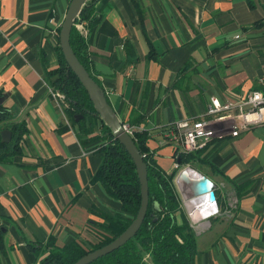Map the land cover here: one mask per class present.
<instances>
[{
    "label": "crops",
    "instance_id": "crops-1",
    "mask_svg": "<svg viewBox=\"0 0 264 264\" xmlns=\"http://www.w3.org/2000/svg\"><path fill=\"white\" fill-rule=\"evenodd\" d=\"M136 1L140 17L130 0H98L87 49L115 115L132 131L148 133L146 145L169 173L176 145L165 141L164 129L203 118L211 96L234 100L260 88L264 0ZM68 2L0 0V106L26 127L19 154L0 163V264H37L47 250L36 258L27 243L43 246L49 238L57 247L71 240L91 247L104 234L97 213L119 210L90 181L100 154L79 144L46 90ZM189 165L216 199V212L207 215L204 198L183 187L189 217L203 227L193 264H264V124L236 136L226 129Z\"/></svg>",
    "mask_w": 264,
    "mask_h": 264
},
{
    "label": "trees",
    "instance_id": "trees-1",
    "mask_svg": "<svg viewBox=\"0 0 264 264\" xmlns=\"http://www.w3.org/2000/svg\"><path fill=\"white\" fill-rule=\"evenodd\" d=\"M98 0H85L70 27L69 46L91 79L99 82L91 68L86 35L80 34L74 27L75 22H83L88 33L99 17L94 13ZM138 17L141 13L136 0H130ZM59 27L57 29L58 34ZM56 66L45 71V82L64 97L62 112L67 124L81 146L91 145L100 154V163L90 181L98 182L104 192L118 201L119 210L111 215L97 213L101 218L97 226L104 234L99 235L96 243L89 249L76 241L57 247L53 239L45 245L27 243L35 257L46 248V253L37 264H72L88 251L101 247L116 237L133 219L140 203V191L135 166L124 147L113 137L109 127L100 120L91 102L74 73L67 66L60 48L54 47ZM100 86V85H99ZM74 115H81L76 121ZM60 126L58 132L65 130ZM10 131V140L0 142V163H8L20 152L19 142L26 132L23 120H11L10 113L0 106V130ZM136 149L146 168L147 205L142 222L125 243L102 255L88 264H193L196 251L195 235L188 225L180 206L173 184L175 171L190 163L194 152L183 153L174 149L172 159L176 167L166 173L155 161L154 153L146 145L148 133L132 131L130 134ZM216 200V199H215ZM2 232L0 231V250Z\"/></svg>",
    "mask_w": 264,
    "mask_h": 264
},
{
    "label": "water",
    "instance_id": "water-1",
    "mask_svg": "<svg viewBox=\"0 0 264 264\" xmlns=\"http://www.w3.org/2000/svg\"><path fill=\"white\" fill-rule=\"evenodd\" d=\"M84 1L85 0H69L57 34L58 46L67 66L74 73L81 86L85 90L94 111L97 113L103 124L109 127L111 133L113 134V137L124 147L128 155L130 156L135 166V172L138 178L140 203L131 222L116 237H114L107 244L88 251L72 264H88L94 259L105 255L106 253L112 251L113 249H116L117 247L125 243L130 237L135 234V232L139 228L144 217L147 205L146 168L144 162L142 161L141 155L136 149L131 136L122 128V121L118 119L112 107L109 105L104 95L103 89L91 79L82 65L78 62L69 46V30L79 11L80 6ZM80 117L81 115H74V120L76 121ZM9 140L10 131L7 129L0 130V142L7 143L9 142ZM188 169L197 174L196 177H192L189 181L190 187L188 186L187 189L191 191L190 196L198 198L205 195L206 199L210 203H212L213 207L215 208V196L209 181L202 174H199L191 168ZM210 213L211 212H209L208 214Z\"/></svg>",
    "mask_w": 264,
    "mask_h": 264
},
{
    "label": "built area",
    "instance_id": "built-area-1",
    "mask_svg": "<svg viewBox=\"0 0 264 264\" xmlns=\"http://www.w3.org/2000/svg\"><path fill=\"white\" fill-rule=\"evenodd\" d=\"M73 25L80 34H86L83 22H75ZM259 85L260 88L252 89L234 100L209 97L204 117L175 121L163 130L165 141L173 142L178 152L190 153L204 147L212 137H221L226 129L231 136H236L251 126L264 124V78L259 79ZM46 90L62 110L63 94L49 86H46ZM121 126L129 135L132 133L127 124L122 122ZM173 166L176 167L174 161ZM179 191L182 196L181 189ZM215 212L216 206L211 213Z\"/></svg>",
    "mask_w": 264,
    "mask_h": 264
},
{
    "label": "rangeland",
    "instance_id": "rangeland-1",
    "mask_svg": "<svg viewBox=\"0 0 264 264\" xmlns=\"http://www.w3.org/2000/svg\"><path fill=\"white\" fill-rule=\"evenodd\" d=\"M173 168H175L173 165H172V168H171V170L169 171V173L172 171V169ZM184 168H191L192 170H194L195 171V169H193L192 167H190V165L189 164H187V165H184V166H182V167H180V168H178L176 171H175V173H174V176H173V184H174V187H175V190H176V193H177V196H178V200H179V206H180V208H181V210H182V212H183V214H184V216L186 217V220H187V222H188V225L190 226V228L192 229V231H193V233H194V235H196V233H198L199 232V230H202L203 229V227H198L196 224H194V223H192V220H191V218L189 217V215H188V212H187V207H186V200H188V199H186L185 197H184V199L182 198V196H181V194H180V191H179V189H181L182 191L181 192H185V188L187 187L188 188V186H189V179H186V182L185 181H183V182H181L180 181V179L181 178H183V177H188L187 175H179V173L180 172H182L181 170H183ZM200 174V173H199ZM180 178V179H179ZM185 186V188H183ZM186 193V192H185ZM185 202V203H184ZM186 204V205H185ZM211 216H208V218L207 219H209ZM203 221H205V219L204 220H200L199 222H202L203 223ZM84 247L86 248V249H89L90 248V246L88 247L87 245H84Z\"/></svg>",
    "mask_w": 264,
    "mask_h": 264
},
{
    "label": "bare ground",
    "instance_id": "bare-ground-1",
    "mask_svg": "<svg viewBox=\"0 0 264 264\" xmlns=\"http://www.w3.org/2000/svg\"><path fill=\"white\" fill-rule=\"evenodd\" d=\"M190 170V169H189ZM192 173H193V176L192 177H196V175L197 174H195L193 171H192ZM188 174H190L189 172H188ZM191 177V178H192ZM185 179H186V177H185ZM184 181V179H182V182ZM190 181V180H189ZM183 196V195H182ZM183 198H184V196H183ZM199 199L201 198V199H203L204 198V204L206 205V213L205 214H208L209 212H213L214 211V207H213V204L212 203H210L207 199H206V196L204 195V196H202V197H198ZM197 201V200H196ZM212 210V211H211Z\"/></svg>",
    "mask_w": 264,
    "mask_h": 264
}]
</instances>
